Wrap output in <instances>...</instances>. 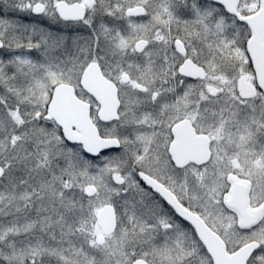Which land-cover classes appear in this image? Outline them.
<instances>
[{
	"label": "snow or ice",
	"instance_id": "obj_1",
	"mask_svg": "<svg viewBox=\"0 0 264 264\" xmlns=\"http://www.w3.org/2000/svg\"><path fill=\"white\" fill-rule=\"evenodd\" d=\"M0 264H264V0H0Z\"/></svg>",
	"mask_w": 264,
	"mask_h": 264
}]
</instances>
